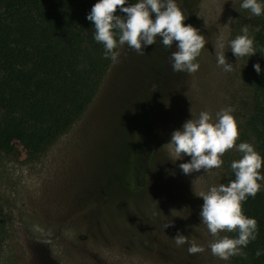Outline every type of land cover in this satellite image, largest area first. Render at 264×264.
<instances>
[{"label": "rangeland", "instance_id": "374dc122", "mask_svg": "<svg viewBox=\"0 0 264 264\" xmlns=\"http://www.w3.org/2000/svg\"><path fill=\"white\" fill-rule=\"evenodd\" d=\"M241 0H177L204 36L199 68L173 72L159 39L139 55L119 46L81 117L40 154L18 140L0 151V264H239L211 254L212 237L200 221L197 195L227 182V164L184 175L171 133L202 110L235 107L236 143L245 142L253 55L236 58L228 43L253 15ZM225 44V72L216 64ZM171 223L164 229V224ZM39 229V230H37ZM204 251L177 247V231ZM226 235V233H220Z\"/></svg>", "mask_w": 264, "mask_h": 264}, {"label": "trees", "instance_id": "16d2710c", "mask_svg": "<svg viewBox=\"0 0 264 264\" xmlns=\"http://www.w3.org/2000/svg\"><path fill=\"white\" fill-rule=\"evenodd\" d=\"M95 2L0 0V151L18 140L28 155L40 154L91 103L111 63L85 18ZM115 14L124 15L119 7ZM249 22L257 52L242 136L264 158V15H253ZM255 63L260 74L253 70ZM231 162L227 182L234 179ZM259 171L264 176V159ZM258 183L260 190L242 203L243 213L256 220L257 235L234 256L239 264H264V181Z\"/></svg>", "mask_w": 264, "mask_h": 264}, {"label": "clouds", "instance_id": "9594fccd", "mask_svg": "<svg viewBox=\"0 0 264 264\" xmlns=\"http://www.w3.org/2000/svg\"><path fill=\"white\" fill-rule=\"evenodd\" d=\"M118 7L123 16L115 14ZM239 7L254 16L264 15V0H241ZM85 18L92 22L94 41L103 45L104 57L113 63L118 62V46L126 45L143 55L144 47L159 39L166 49H173V41L176 42L175 50L168 57L173 72L191 74L199 68L195 61L205 46V39L198 29L183 23L187 13L177 0H135L130 4L128 0H96ZM217 47L220 49L216 53L217 66L231 72L233 64L226 62L224 42L218 41ZM228 47L236 58L250 57L257 52L247 26L241 27L240 34L229 41ZM253 70L260 74V64H253ZM235 111L232 105L222 107L214 115L202 110L198 117L186 120L181 128L173 131L168 143L173 146L175 160L190 157L188 162L179 164L184 175L219 168L223 154L234 146L240 154L229 165L234 179L210 186L206 192L197 195L203 199L200 221L212 237L208 249L222 260L241 254V249L256 239V220L243 213L242 203L255 196L261 188L258 181H264L259 171L264 158L252 143H236L238 125L243 122L236 118ZM170 224H164V229ZM233 232L234 237L220 235ZM174 241L177 247L188 244L189 255L205 250L188 241L179 230ZM261 254L262 250L257 249L255 255Z\"/></svg>", "mask_w": 264, "mask_h": 264}]
</instances>
